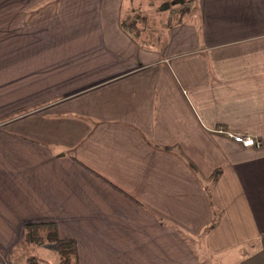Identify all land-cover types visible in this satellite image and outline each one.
<instances>
[{
  "label": "crops",
  "instance_id": "0c3cea01",
  "mask_svg": "<svg viewBox=\"0 0 264 264\" xmlns=\"http://www.w3.org/2000/svg\"><path fill=\"white\" fill-rule=\"evenodd\" d=\"M154 7L0 0V264L47 222L79 264H264V0Z\"/></svg>",
  "mask_w": 264,
  "mask_h": 264
},
{
  "label": "rangeland",
  "instance_id": "374dc122",
  "mask_svg": "<svg viewBox=\"0 0 264 264\" xmlns=\"http://www.w3.org/2000/svg\"><path fill=\"white\" fill-rule=\"evenodd\" d=\"M190 1L192 0H151V4L155 5V10L157 11V8L159 11H162L160 17H158L157 12L153 11L151 12L152 15H148V17L151 19V23L150 26H152V29L150 30V33L153 35L155 34L154 29L157 27L158 25V20H159V27L156 28V33H159L162 31L161 27L164 26L167 22V19H171L173 17H176L177 14H183L185 12V10L189 7ZM163 9H167V10H163ZM130 10V9H128ZM166 11V12H164ZM129 13V17H132V19L134 18V16H136V14H142L141 12L138 13V11L135 10H130V11H126L125 14L127 15ZM142 16V15H141ZM131 19V18H128ZM140 19V18H138ZM161 23V24H160ZM150 29V28H149ZM158 29V30H157ZM153 39H155L154 35H153ZM161 43V42H160ZM155 44V43H154ZM194 242H197L196 244H198V240H194ZM26 253V254H25ZM199 253V252H198ZM34 256L35 258H37L39 264H60V257H59V253L55 247V243L53 242H46L44 244H29L27 246H25L24 249V260H22L21 264H27V258ZM203 258V263L204 264H239L241 262V258L239 255L236 256H232L230 257V259L224 261L221 257H208V256H204L202 255V257L200 256V259L202 260Z\"/></svg>",
  "mask_w": 264,
  "mask_h": 264
},
{
  "label": "trees",
  "instance_id": "16d2710c",
  "mask_svg": "<svg viewBox=\"0 0 264 264\" xmlns=\"http://www.w3.org/2000/svg\"><path fill=\"white\" fill-rule=\"evenodd\" d=\"M219 175L220 172L216 171L211 178V183H215L218 180ZM104 180L109 183L106 179ZM211 204L214 208V219L206 228V233H209L216 228L222 214V210H219L215 206L213 200L211 201ZM24 240L28 244H44L46 242H53L55 243V247L59 253L60 264H79L76 240L73 238L61 237L58 231V225L54 222L32 223L25 225ZM27 264H39V262L37 258L31 256L27 258Z\"/></svg>",
  "mask_w": 264,
  "mask_h": 264
},
{
  "label": "built area",
  "instance_id": "2783aa9c",
  "mask_svg": "<svg viewBox=\"0 0 264 264\" xmlns=\"http://www.w3.org/2000/svg\"><path fill=\"white\" fill-rule=\"evenodd\" d=\"M220 132L228 135L235 143L242 145L243 147H255L260 143L251 135H244L242 133H236L229 130H221Z\"/></svg>",
  "mask_w": 264,
  "mask_h": 264
}]
</instances>
